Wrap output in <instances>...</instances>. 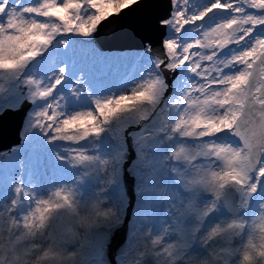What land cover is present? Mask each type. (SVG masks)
<instances>
[{
    "label": "snow or ice",
    "instance_id": "1",
    "mask_svg": "<svg viewBox=\"0 0 264 264\" xmlns=\"http://www.w3.org/2000/svg\"><path fill=\"white\" fill-rule=\"evenodd\" d=\"M149 7L0 0V264H264V0Z\"/></svg>",
    "mask_w": 264,
    "mask_h": 264
},
{
    "label": "water",
    "instance_id": "2",
    "mask_svg": "<svg viewBox=\"0 0 264 264\" xmlns=\"http://www.w3.org/2000/svg\"><path fill=\"white\" fill-rule=\"evenodd\" d=\"M150 7L144 12L137 13V16L156 15L166 11L167 0H148ZM153 39H156L155 35ZM97 46L105 51L128 47L136 44L138 41L129 37L128 21H120L113 17L111 23L105 21L96 36ZM22 123L20 115H10L5 119H0V152L17 145L20 142L19 129ZM135 192L132 185L127 187L128 217L125 228L122 229L114 238L112 249L120 244L129 226L131 213L135 203ZM111 250V249H110Z\"/></svg>",
    "mask_w": 264,
    "mask_h": 264
},
{
    "label": "rangeland",
    "instance_id": "3",
    "mask_svg": "<svg viewBox=\"0 0 264 264\" xmlns=\"http://www.w3.org/2000/svg\"><path fill=\"white\" fill-rule=\"evenodd\" d=\"M136 209H137V203H136V200H135V204H134V207H133V210H132L130 222L135 220V217H136Z\"/></svg>",
    "mask_w": 264,
    "mask_h": 264
}]
</instances>
